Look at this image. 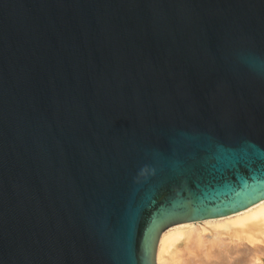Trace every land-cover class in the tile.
<instances>
[{
  "label": "water",
  "instance_id": "water-1",
  "mask_svg": "<svg viewBox=\"0 0 264 264\" xmlns=\"http://www.w3.org/2000/svg\"><path fill=\"white\" fill-rule=\"evenodd\" d=\"M263 203L264 0H0V264H155Z\"/></svg>",
  "mask_w": 264,
  "mask_h": 264
},
{
  "label": "bare ground",
  "instance_id": "bare-ground-1",
  "mask_svg": "<svg viewBox=\"0 0 264 264\" xmlns=\"http://www.w3.org/2000/svg\"><path fill=\"white\" fill-rule=\"evenodd\" d=\"M155 264H264V203L160 233Z\"/></svg>",
  "mask_w": 264,
  "mask_h": 264
}]
</instances>
